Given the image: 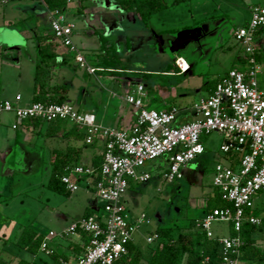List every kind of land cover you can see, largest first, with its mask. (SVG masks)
Returning <instances> with one entry per match:
<instances>
[{"label": "rangeland", "instance_id": "1", "mask_svg": "<svg viewBox=\"0 0 264 264\" xmlns=\"http://www.w3.org/2000/svg\"><path fill=\"white\" fill-rule=\"evenodd\" d=\"M71 1L66 6V16L74 24L76 33H83L84 17ZM166 2L168 7L150 19L147 33L135 30L134 33L139 37L138 41L133 42L128 50L118 49L120 55L126 59L127 71H134L121 75L131 77L136 82L142 78L141 81L147 85V96L144 97L146 108L163 109L169 105L179 108L191 107L201 98L209 96L213 85L229 70L245 67L241 59L245 56V49L236 40L235 31L248 24L253 6L264 7V0H166ZM84 4L91 7L87 0ZM45 20L41 16H31L26 20L13 22L7 29L17 34L18 30L24 29L34 33L42 31ZM201 20L203 23H197ZM185 26H191L192 29L202 26L205 28L199 37L180 45L178 39ZM170 29L177 31L168 32ZM9 32L5 35L7 38ZM96 36L98 40V35ZM16 37L14 39L10 37V44H7L9 47L24 40L20 36ZM256 46L257 59L262 69L258 75L259 86L264 91V31L256 38ZM21 48L18 50L19 53L27 47ZM26 51L35 56L33 47L27 48ZM2 52L4 56L7 54L6 50ZM178 56H182L190 64V69L183 73L163 72ZM87 57L89 62L95 65V56L87 53ZM7 58L18 65L12 54H8ZM73 65L76 66L72 63L73 68L69 69L65 65L50 66L49 74L46 73V81L51 75H55L50 80L51 83L56 84V87L65 85L66 99L76 106L79 99L88 97L89 80L88 75H82L81 67ZM34 75L33 65L26 70L19 67L3 70L5 80L0 88V98L7 97L15 102V95L20 93L25 101L31 100L34 94ZM99 89L105 97L108 95L106 89L102 87ZM15 120L12 112H5L1 116V133L7 134L9 140L4 141L6 151L0 158V261H13L16 255L20 254L23 257L35 258L37 264H56L54 258L47 255L42 248L36 253H31L16 246L22 229L30 226L49 238L50 245L56 247L74 238L75 235L61 234L91 209L90 202L93 199L100 207L103 203L92 189L86 188L85 181H80V189L69 195L49 188L47 183L54 153L48 149L44 138L36 133L28 135L30 139L23 142V147L15 143L13 140L16 131L11 126ZM202 138L207 148L201 155L202 160L192 161L187 166L190 170L187 174L193 172L196 182H191L187 177L172 183L167 182L163 177L167 167L163 157L147 162L146 170L151 174V179L140 183L132 181L123 202L132 214L144 213L151 220L150 224L141 225L139 228L137 235H140V245L148 246L146 238L159 223L172 226L177 223L181 226L190 218H195L202 211L198 198L203 197L207 200L215 191L212 183L214 166L218 162H225L224 155L219 150L223 136L214 131ZM92 152V147L84 148L82 158L86 161V155ZM257 196L256 206L261 208L260 216H264V189ZM177 208H180L181 214L177 213L179 210ZM94 212V209L90 210L91 214ZM99 213L102 214L103 210L101 209ZM212 231L214 235L229 236L232 234L231 224L214 222ZM254 237L256 243L264 250V227L261 231L255 232ZM20 250L21 253H18ZM242 264H264V261L242 260Z\"/></svg>", "mask_w": 264, "mask_h": 264}, {"label": "built area", "instance_id": "2", "mask_svg": "<svg viewBox=\"0 0 264 264\" xmlns=\"http://www.w3.org/2000/svg\"><path fill=\"white\" fill-rule=\"evenodd\" d=\"M49 28L61 45L75 55L77 64L94 74L101 68L91 64L73 41L74 24L64 9L48 11ZM264 27V7L253 6L251 18L246 26L235 31L236 40L245 49L243 69L232 68L215 85L209 96L192 105L193 120L177 124L178 108H146L145 85L138 82L124 96L125 101L137 111L136 119L128 130L104 126L97 122L92 112L79 110L70 101L62 103L32 102L27 106H16L11 100L0 98V117L12 112L18 122L39 119L47 123L55 120L69 122L85 133L86 144L103 142L102 162L99 170L94 166L79 163L69 164L61 181L74 193L80 189V181L87 183L101 200L102 207L94 205L95 212L82 217L66 228L61 235H76L79 231L88 234L84 252L75 264H120L128 255V244L141 225L151 223L144 213L132 216L123 197L130 183L150 179L144 166L163 156L167 157V168L163 177L167 182L184 178V168L205 152L202 137L217 131L222 134L220 152L230 151L241 155L236 167L221 162L213 169V186L222 199L231 206L216 207L196 219V226L210 238L214 222H229L232 234L219 237L220 264H242V236L244 223L259 225L261 219L246 212L254 207L255 198L264 189V91L259 86L261 65L257 59L256 38ZM176 60L181 72L188 69ZM19 96L17 99L19 100ZM13 127H16L14 125ZM103 210L100 214L99 211ZM159 234H149L146 241L151 244ZM48 254L52 251L42 243ZM202 264H210L207 256Z\"/></svg>", "mask_w": 264, "mask_h": 264}, {"label": "crops", "instance_id": "3", "mask_svg": "<svg viewBox=\"0 0 264 264\" xmlns=\"http://www.w3.org/2000/svg\"><path fill=\"white\" fill-rule=\"evenodd\" d=\"M84 1L85 0H77L74 2L71 1L73 6L77 8L79 10V13L84 17L83 22L85 24V28L82 29L83 33L81 32L76 33V31L74 30L72 38L74 43L77 45V47H79L80 50L83 52V54L86 56L87 60H88L87 53H91L95 55L98 52L99 41L97 40V36H96L98 32L105 35L108 38L110 44L113 45L115 50L119 53L118 49L128 50L133 42L138 41L139 37L136 35V33H134L135 30L139 29L143 33L145 32L147 33L148 31V28L143 24L140 17L136 13L125 12L118 5L116 0H87L90 2L91 7H89V5H85ZM31 16H35V17L41 16L42 18L46 19L45 26L42 29V31H36L32 33L24 29V30H18L19 32L18 34L16 32L8 31L7 28H9L10 24H12L13 22L23 21ZM88 16L89 18L87 19ZM100 29L102 31H100ZM6 32H9L8 38L5 36L7 35ZM50 32L51 31L49 28L48 9L44 5L43 0H0V88L2 86V82L4 83L5 80L3 77V70L7 71L8 69H11L13 67H19L20 69L24 68V70H26L29 69L30 65H33L35 69L37 54H38V49L36 47V39L38 36ZM262 32L263 31H259L257 37H260ZM79 34L81 36H79ZM16 36H20L21 38H24V40L22 42H18V44L13 43V46L9 47L7 44H10L9 41L10 37L11 39H14L17 38ZM58 43L59 44H57V46L54 49V51L58 54V57L51 67L54 66L59 67L61 65H65L69 69V67H72V63L76 64V66L73 65L74 67H80L74 58L75 57L74 53L71 52L68 48L61 45L60 42ZM24 46H26L27 48L33 47L36 52L35 56H33L30 52L26 51L27 48H25L24 50H22V52L19 53L18 50L22 49L21 47ZM4 50H6L7 53L5 56L2 52ZM9 50H13V51L10 52ZM8 54H12L14 59L17 60L18 65H15L12 60H9L7 58ZM180 58H181L180 64L184 68L188 66L187 70H189L190 64L183 57ZM187 70L183 72H186ZM82 71H83L82 74L83 76L88 75L89 85L87 86V89H89L88 90L89 93H88V97L86 96L84 98L79 99L78 105L75 104L78 107V109L81 111L86 110L84 112L94 113L97 122L104 126H109L112 128H117L122 130H128L136 119L137 111L134 109L133 106H131L125 101L124 96L127 92L131 91L134 88L133 86H135L140 81L138 82L133 81L131 77H128L126 75H121V73L116 75H110L96 71L94 74H91L88 73L83 68ZM48 72L49 71H47V74H49ZM128 72H134V71L126 70L122 73L127 74ZM52 77H55V75L53 76L51 75L48 78L47 88H46L47 91H45L46 95L57 94L60 91V89H56V84L51 83L50 80L52 79ZM100 87L106 89V91L108 92V95L106 97L104 96L103 92L99 89ZM18 96L20 97L19 100L17 99ZM33 98H34V94L31 100L25 101L24 98L20 96V93H17L14 98L15 102H13L12 100L11 101L16 106H27L30 105L32 102H34ZM4 99H8V98L6 97ZM66 101H70V100L66 99ZM71 103L73 104V102ZM168 107H172V105H169L166 108ZM177 108L179 111L176 121L177 124H181L193 120L194 116L192 112V106L184 107V108L177 107ZM67 123H66V131L71 130L70 131L71 133L66 136H62V134L60 133L59 135L47 136L46 127L45 128L42 127L40 130H38V136L44 138L43 139L44 143L47 144L48 149H50L52 152L55 149H64L67 147H73L78 149L80 151L81 157L78 161H73L72 163L77 162L79 164L92 166L93 159L96 156L101 155L103 152V142L97 140L94 144L91 145L86 144L84 141L85 137L84 138L83 136L79 137L80 134L77 131L79 128L71 123L70 124ZM1 124L2 122L0 117V125ZM14 125H16V127H13ZM11 126L12 129L16 131V135L13 141L17 144H21V147H23V142H26L30 139L28 135L30 134L32 136V134L34 135V133L36 132L34 127L30 124H27L26 122H18L17 120H15L12 122ZM8 140L9 139L7 137V134L1 133V127H0V158L3 157L2 155L6 151V147H4V143H5L4 141H8ZM86 147H92L93 152L90 153L89 155H86L87 160L85 161L82 157L84 154V148ZM206 150L207 148L205 146V152ZM163 158L164 161L167 163V157L163 156ZM224 158H225V162L224 163L221 162V163L225 165H230V161L227 159V157H225V155ZM196 160H202L201 155L197 157L194 161ZM187 166L184 168V178L187 177L191 182H196V180L192 175L193 172L187 174L190 171L189 169H187ZM144 170L147 171L146 165L144 166ZM136 183H140V182H136ZM131 185L132 184H130L129 188H131ZM198 199H199L198 204L199 207L202 208L201 209L202 211L195 218H200L204 215V210L206 205V200H204L203 197H199ZM90 203H91V209H94L95 204L97 205L94 199ZM254 206H256V200ZM180 208L182 209V207ZM180 208H177L179 209L178 210L179 212L177 211L178 214L182 213ZM130 214L132 216L140 215V214L138 215L132 214L131 212ZM138 232L139 230L135 233L131 243L135 250L142 251V253L147 257L149 255V248L151 247V245L147 241H146L148 245L147 247L140 245L139 243L140 235H137ZM214 236L216 238L225 237L219 235H214ZM43 237L44 238L42 243L47 244V248L52 252L48 254L45 250L44 251L47 255H50L54 258V262L56 264H75L77 258L84 252L86 246L85 236L80 232L76 234L74 238H71L68 242L62 244L60 243L56 247L50 245L49 238L45 236ZM41 248H42V244H41ZM18 253H21V250ZM52 253H54V255H52ZM14 258L15 257H13V259ZM18 258H24L29 261H35V258L33 257L31 258L23 257L20 254H18V256L16 255V258L13 261L10 262L5 261V264H17ZM140 264H144V262L141 261Z\"/></svg>", "mask_w": 264, "mask_h": 264}, {"label": "trees", "instance_id": "4", "mask_svg": "<svg viewBox=\"0 0 264 264\" xmlns=\"http://www.w3.org/2000/svg\"><path fill=\"white\" fill-rule=\"evenodd\" d=\"M69 1L70 0H43L48 11L56 8L66 10ZM116 2L125 12L136 13L147 28L152 16L168 7L166 0H116ZM202 21L203 20L197 23L201 24L203 23ZM182 29V31H184L192 29V27L185 26ZM167 31L175 32L177 29H170ZM259 31H264V27ZM97 35L99 49L97 54L94 55V62L96 67L101 68L98 71L110 75H116L126 71L128 69L125 65L126 59L115 50L105 35L100 32H98ZM58 42L59 41L54 37L52 32L40 35L36 39L38 54L34 75V102L62 103L66 101L65 92L67 88L65 86L56 87V89H60L57 94H45V91H47L46 73L58 57V54L54 51L57 44H59ZM180 57L182 56H178V58ZM176 60H174L173 63H170L167 69L163 70V72L173 71L181 73L180 68L176 64ZM215 85L216 83L213 85L212 90L215 88ZM146 87L147 85H145V88ZM22 122L32 125L36 130L35 133L37 135L38 130L44 125H47V136L59 135V133L62 134V136H66L71 133V130L66 131L67 122L63 120H55L47 123L39 119H29ZM77 131L80 134L79 137H85V133L82 129L79 128ZM53 153L54 157L51 161V172L47 183L48 187L55 192H65L69 195L70 192L67 191L65 185L62 183L61 176L69 164L80 159V151L73 147H67L65 149H55ZM225 157L230 161L232 167H236L241 155L237 152L230 151ZM101 162L102 154L93 159L92 166H94L96 170H99ZM214 189L215 191H213L209 199L206 200L204 214L216 207L231 206L227 201L222 199L221 194L215 187ZM3 201H5V199H3ZM90 210L88 209L85 212L84 217L91 214ZM260 210L261 208L254 206L246 212L247 215L260 217L261 223L259 225L247 222L244 223L242 236L245 240V246L242 248V260L264 261V250L256 243V239L253 237L255 232L261 231L264 227V216H260ZM196 219L197 218H190L186 224L181 226L177 225V223L173 226L159 223L157 228L153 231L159 234V239L149 248V255L146 257L142 251L135 250L131 241L128 244L129 253L120 260V264H140L141 261H143L144 264H202L207 256L210 258V264H220L221 257L219 252L221 246L218 238L208 237L205 231L196 226ZM79 232L85 236V242L87 243L89 238L88 234L82 231ZM43 238V235L39 234L35 229L30 226H25L17 238L16 246L21 250L36 253L41 248ZM52 255H54V253H52ZM0 264H5V262L0 261ZM17 264L37 263L36 261L18 258Z\"/></svg>", "mask_w": 264, "mask_h": 264}, {"label": "water", "instance_id": "5", "mask_svg": "<svg viewBox=\"0 0 264 264\" xmlns=\"http://www.w3.org/2000/svg\"><path fill=\"white\" fill-rule=\"evenodd\" d=\"M205 27L202 26L200 28H195V29H189V30H184L181 32L178 43L180 45H183L187 42H189L191 39L199 37Z\"/></svg>", "mask_w": 264, "mask_h": 264}]
</instances>
